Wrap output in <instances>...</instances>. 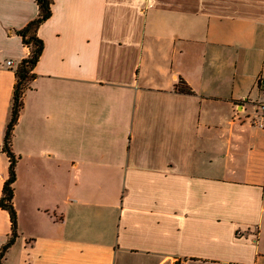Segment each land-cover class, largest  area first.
<instances>
[{
  "label": "crops",
  "instance_id": "0c3cea01",
  "mask_svg": "<svg viewBox=\"0 0 264 264\" xmlns=\"http://www.w3.org/2000/svg\"><path fill=\"white\" fill-rule=\"evenodd\" d=\"M38 16L0 0V199ZM38 37L2 264H264V0H53Z\"/></svg>",
  "mask_w": 264,
  "mask_h": 264
},
{
  "label": "trees",
  "instance_id": "16d2710c",
  "mask_svg": "<svg viewBox=\"0 0 264 264\" xmlns=\"http://www.w3.org/2000/svg\"><path fill=\"white\" fill-rule=\"evenodd\" d=\"M39 7V16L30 22L23 30L18 32L21 36L23 44L30 48L29 56L22 60L16 70V84L12 100L11 116L7 125L3 151L10 158L9 179L5 182L2 197L0 199V207L8 212L12 224V235L7 244L2 248L0 253V264L5 257L8 249L15 243L18 237V217L15 210L14 200V184L16 182V158L11 152V142L13 130L18 122L21 109L23 107V97L30 87V82L35 78L33 73L44 51V42L38 37V30L52 15L53 0H37ZM178 91L184 94H192L189 87L180 83Z\"/></svg>",
  "mask_w": 264,
  "mask_h": 264
},
{
  "label": "built area",
  "instance_id": "2783aa9c",
  "mask_svg": "<svg viewBox=\"0 0 264 264\" xmlns=\"http://www.w3.org/2000/svg\"><path fill=\"white\" fill-rule=\"evenodd\" d=\"M8 67H13L14 62L13 61H8L7 62ZM260 87L264 91V77H262L259 81ZM255 121L254 124L258 127H263L264 126V101H260L256 105V116H255Z\"/></svg>",
  "mask_w": 264,
  "mask_h": 264
}]
</instances>
